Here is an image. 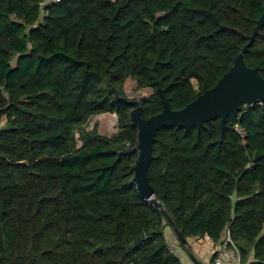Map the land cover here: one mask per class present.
<instances>
[{"label":"trees","instance_id":"16d2710c","mask_svg":"<svg viewBox=\"0 0 264 264\" xmlns=\"http://www.w3.org/2000/svg\"><path fill=\"white\" fill-rule=\"evenodd\" d=\"M41 1L0 0V264H182L134 181L123 97L146 118L159 88L185 107L234 64L264 0H60L44 17ZM244 58L264 77V26ZM99 114L118 131L90 127ZM153 153L150 183L184 236L229 230L244 264H264V101L224 134L221 118L163 127Z\"/></svg>","mask_w":264,"mask_h":264},{"label":"water","instance_id":"95a60500","mask_svg":"<svg viewBox=\"0 0 264 264\" xmlns=\"http://www.w3.org/2000/svg\"><path fill=\"white\" fill-rule=\"evenodd\" d=\"M264 26V11L258 19L250 41L236 55L234 64L211 88L204 90L192 102L181 109L174 110L164 91L159 88L163 102V110L148 118L143 115V106L139 100H129L123 97L128 104L133 105L131 119L139 129V143L135 149L139 156L135 164L134 181L141 196L150 200L155 206L166 213L167 219L173 230L184 245L188 239L176 226L174 220L165 210L164 203L155 195L156 191L149 179V167L155 158L154 141L156 133L163 127H196L200 131L205 123L221 118L222 131L226 127L228 115L233 112L238 115L246 103L257 100L264 101V77L258 67H251L245 62V53L254 41L256 34ZM141 239L136 240L134 247L138 246ZM101 249V247L99 248Z\"/></svg>","mask_w":264,"mask_h":264},{"label":"crops","instance_id":"0c3cea01","mask_svg":"<svg viewBox=\"0 0 264 264\" xmlns=\"http://www.w3.org/2000/svg\"><path fill=\"white\" fill-rule=\"evenodd\" d=\"M168 244L177 246L182 264H215L214 256L221 247V241H215L211 236L187 237L188 244L184 245L176 236L173 227L168 225L165 230Z\"/></svg>","mask_w":264,"mask_h":264},{"label":"built area","instance_id":"2783aa9c","mask_svg":"<svg viewBox=\"0 0 264 264\" xmlns=\"http://www.w3.org/2000/svg\"><path fill=\"white\" fill-rule=\"evenodd\" d=\"M60 0H42L41 7H42V17H44L49 12V5ZM263 101L261 100V103ZM254 103V102H253ZM253 103H246L243 105V109L248 107V105ZM235 130L237 133L245 137V129L241 123L235 124ZM209 238V235L206 234ZM169 251L179 257V253L177 250V246L174 243L168 244ZM215 264H244L242 260V254L240 251L239 246L233 240L232 235L229 230L226 231V236L222 242L221 247L215 253L214 256Z\"/></svg>","mask_w":264,"mask_h":264},{"label":"rangeland","instance_id":"374dc122","mask_svg":"<svg viewBox=\"0 0 264 264\" xmlns=\"http://www.w3.org/2000/svg\"><path fill=\"white\" fill-rule=\"evenodd\" d=\"M194 83L197 87V81L194 80ZM130 91L129 89H127ZM6 119L0 120V127H2L5 123ZM90 127L99 126L100 129L107 134H113L118 131L117 128V116L111 114H99L93 116L89 121Z\"/></svg>","mask_w":264,"mask_h":264}]
</instances>
